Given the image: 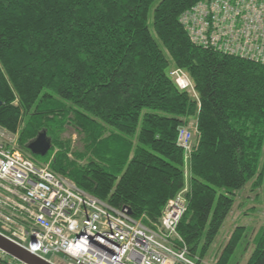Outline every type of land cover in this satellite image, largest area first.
I'll return each instance as SVG.
<instances>
[{
  "label": "trees",
  "instance_id": "obj_1",
  "mask_svg": "<svg viewBox=\"0 0 264 264\" xmlns=\"http://www.w3.org/2000/svg\"><path fill=\"white\" fill-rule=\"evenodd\" d=\"M0 0V126L38 161L114 209L159 224L185 186L178 130L196 121L187 210L176 232L204 258L235 195L261 187L264 65L193 45L181 15L205 0ZM172 66V67H171ZM184 71L197 99L169 73ZM72 128L82 150L63 140ZM45 133L51 149L28 145ZM237 227L217 264H231ZM246 264H264V228Z\"/></svg>",
  "mask_w": 264,
  "mask_h": 264
},
{
  "label": "built area",
  "instance_id": "obj_2",
  "mask_svg": "<svg viewBox=\"0 0 264 264\" xmlns=\"http://www.w3.org/2000/svg\"><path fill=\"white\" fill-rule=\"evenodd\" d=\"M180 23L193 45L264 65V0H205L185 11ZM170 76L197 99L191 82L173 70ZM195 137L189 128L178 130L186 180ZM187 194L185 181L159 224L147 226L144 216L110 207L25 153L18 132L0 126V237L48 264H195L176 232ZM0 261L23 264L1 250Z\"/></svg>",
  "mask_w": 264,
  "mask_h": 264
},
{
  "label": "rangeland",
  "instance_id": "obj_3",
  "mask_svg": "<svg viewBox=\"0 0 264 264\" xmlns=\"http://www.w3.org/2000/svg\"><path fill=\"white\" fill-rule=\"evenodd\" d=\"M160 1L161 0H157L153 4L149 13V28L154 36L155 34L152 28V13L154 8ZM158 43L160 47H162L159 41ZM172 70L176 72V76L178 78H182L184 81L188 83L191 82L188 75L184 71L175 68H170L169 71L172 72ZM187 121H188L186 122L187 124L181 127H186L192 130L195 137L198 134V132L196 131L197 130L196 121L193 119H189ZM23 127H24L23 124L19 127L18 134L23 129ZM62 139L65 141L66 140L71 141L72 156L75 151L82 150L83 145H82V141L80 140V136L72 128L66 129V132L62 135ZM263 155H264V151H263ZM53 160H54V153L50 156V158L46 162H49L51 164ZM261 165H263V173H264V156ZM187 173H188V166H187ZM237 227H243L244 234L240 246L235 251L231 264H246L254 249V245H253L254 238L259 233V231L264 228V177L261 187L258 188L257 190L252 191L251 183H249L244 187V189L236 193L233 210L225 220L219 234L215 238V241L209 247L204 258L201 259L200 261L197 257L190 256L193 262L195 264H217L218 259L224 247L226 246L227 242L229 241L234 230ZM48 259H51V257H49ZM52 260L57 262L56 258H53ZM0 262L4 263L2 261Z\"/></svg>",
  "mask_w": 264,
  "mask_h": 264
},
{
  "label": "water",
  "instance_id": "obj_4",
  "mask_svg": "<svg viewBox=\"0 0 264 264\" xmlns=\"http://www.w3.org/2000/svg\"><path fill=\"white\" fill-rule=\"evenodd\" d=\"M1 106L2 103L0 102V107ZM50 149L51 142L47 139L45 133H40L38 137L28 145V150L30 151V153L41 158H44L49 153ZM0 250L9 257L16 259L23 264H48L29 254L25 250L17 247L16 245L10 243L2 237H0ZM0 264L2 263L0 262Z\"/></svg>",
  "mask_w": 264,
  "mask_h": 264
},
{
  "label": "bare ground",
  "instance_id": "obj_5",
  "mask_svg": "<svg viewBox=\"0 0 264 264\" xmlns=\"http://www.w3.org/2000/svg\"><path fill=\"white\" fill-rule=\"evenodd\" d=\"M186 180V179H185Z\"/></svg>",
  "mask_w": 264,
  "mask_h": 264
}]
</instances>
